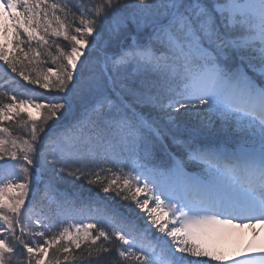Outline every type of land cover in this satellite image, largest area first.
Instances as JSON below:
<instances>
[{
  "label": "snow or ice",
  "instance_id": "snow-or-ice-1",
  "mask_svg": "<svg viewBox=\"0 0 264 264\" xmlns=\"http://www.w3.org/2000/svg\"><path fill=\"white\" fill-rule=\"evenodd\" d=\"M10 28L14 48L29 45L32 66L26 70L4 42L0 61L54 95L0 101V122L27 134L0 123V172H7L0 178V264H264V242L233 257L219 247L234 220L264 228V0H0L4 40ZM49 34L71 42L54 58L56 71L38 70L39 53L31 55V42L47 46ZM85 51L103 64L100 74ZM5 77L0 88L12 82ZM25 106L43 110L39 123L21 115ZM142 107L173 125L176 115L189 117L188 137L177 138ZM213 129L235 145L202 142ZM168 138L204 167L186 172ZM65 175L103 198L60 192L53 180ZM22 208L36 230H25ZM84 213L91 222L68 223Z\"/></svg>",
  "mask_w": 264,
  "mask_h": 264
},
{
  "label": "trees",
  "instance_id": "trees-1",
  "mask_svg": "<svg viewBox=\"0 0 264 264\" xmlns=\"http://www.w3.org/2000/svg\"><path fill=\"white\" fill-rule=\"evenodd\" d=\"M49 2L50 3L51 2L63 3L64 0H49ZM73 2L77 3V2H79V0H73ZM83 2L85 4H88V3H90V0H83ZM57 15L63 16V14L59 13V12H57ZM69 19L71 20V17H69ZM78 23H79L78 20L75 21V24H78ZM53 27H55V23H53ZM10 34L12 36L11 28H10ZM24 39H26V37ZM47 39L49 40V44L47 46L42 45V44H37L36 41L31 42L30 46L33 49V53L31 55L36 56V53H39V55L36 56L35 60H33V65H35L38 68V70L46 71L48 68H51V69H53V71H56L57 64L53 62L54 58L59 56V50L60 49H63L64 51H70V43L71 42L65 41L62 36L61 37H55V36H52L51 34L48 35ZM122 43L124 44V46H127V44L131 43V40L129 38L127 40H123ZM12 45H13V42H12ZM57 45H59V48L57 47ZM28 47H29L28 44H20L19 48H14V46H13V50L17 51V54L19 55V59L23 61V64H24V67L26 70H30V68L32 66V65H29V61H28V58L26 55ZM21 49H23L22 52H21ZM110 50L111 51H118V48H113ZM11 55H14V54L12 53ZM86 56L89 57L90 70L96 74H100L102 71V68H103V64L96 62V54H94V53L90 54L87 51ZM5 67H7V66L5 65ZM6 70H8V72H9L8 75H11V77H12V82H8V83L10 85L12 84L13 86L20 87L17 84L16 85L13 84L14 83L13 81H19L28 92L27 91H23V92L20 91L18 93L17 92H14V93L8 92V96L0 95V101H2L3 103L4 102L9 103L10 101H9L8 97L12 94H16L18 99H19V98H25L26 96L22 95V93H26L28 96H35L37 98V102H43L42 97L44 95H47L49 99L51 98L52 95H54V93H48V90L39 88L38 85L29 84L28 81H25L23 79V77L19 76V74L11 73L10 69H6ZM33 75H35V73H33ZM6 79L7 78L5 77V71L0 69V81H4ZM107 91L109 93H112V85H108ZM1 92H3V90H1ZM112 94L114 95V93H112ZM139 110L142 111L148 118L160 122V125H166V126H168V128H170V125L165 121V117L161 113L153 111L149 107H142ZM182 111L183 110H181V113H182ZM176 117H178V118L175 120V124L177 125L178 129H175V130L171 129V130L177 135V138L186 139L189 135L188 122H189L190 118L187 116H184L183 114L177 115ZM41 119H42V117H40L38 120H36V122L39 123L41 121ZM71 120H72V117H68L64 120H61L59 125L65 126ZM191 120H192V123L193 122L195 123L194 117L191 118ZM49 123L51 124V122H49ZM3 125H5V123ZM59 125H57V126H59ZM5 126L12 128L14 135H20V136H23L24 138H27V134H26L25 130L21 127H16L12 121H10ZM200 139L202 142H208L211 140L214 142V141H217V139H220L221 143H225L226 142L225 140H231V141L235 140L234 137H232L230 134H228V133L226 134V133L218 131L216 129L209 131V133L206 136L201 137ZM165 142L172 148L173 151H175V153L177 155H182L184 158L187 159V154L183 151L182 148L173 144L171 138H168ZM160 155L163 156L165 160L168 159V157L166 156L165 153H160ZM192 165L195 168V170H200L203 168V166L201 164L193 163ZM125 171H128V169L126 168ZM20 176H21L20 181L23 182V174H20ZM6 177H7V172H0V178H6ZM44 179L45 180L52 179L51 174L50 173L45 174ZM53 183L55 184V187L60 192H61V190L66 191L68 196L71 198H74V195L69 191L71 189V187L74 188L71 190L75 191L76 193H78L82 196L89 195V196L102 197V198L104 196L103 193L99 192V189L97 187L90 186L87 184H81L80 182H74L72 180V178L68 177L67 175H65V177L62 181L53 180ZM41 187H43V185H41ZM31 195H32V185H31L29 193H28V196H29V198L27 197L28 200L31 198ZM141 198H143V197H141ZM27 199H26V204L28 202ZM22 214H23L22 219L24 221V226H25L26 225L25 222H29V219H28V216L26 213H22ZM56 221H57V223H59V219H57ZM68 223H74V222L68 221ZM30 229L35 230V228H33V227H31ZM17 235H19V234H17ZM36 239H39V237H37ZM27 240H30V239H27ZM111 255L114 256L115 253H112ZM192 259H203V258H192ZM13 264H15V261L13 262ZM75 264H87V261L85 260L82 262H75ZM211 264H213V262H211Z\"/></svg>",
  "mask_w": 264,
  "mask_h": 264
},
{
  "label": "rangeland",
  "instance_id": "rangeland-1",
  "mask_svg": "<svg viewBox=\"0 0 264 264\" xmlns=\"http://www.w3.org/2000/svg\"><path fill=\"white\" fill-rule=\"evenodd\" d=\"M7 23L9 25H11V20H8ZM0 42H4V43L7 44L6 51L10 55L12 53L14 55H17V51L13 50L12 36L10 34V29H9L8 37H7L6 40H4L2 34H0ZM86 54H87V51H85V55ZM82 59H83V57H82ZM4 103L7 104L8 102H4ZM27 113H31V116L35 120H38L40 117L43 118V115H44V112H43L42 109H37V108L31 107V106H25L24 108L21 109V115L24 116V118H26V119L28 118L27 117ZM180 115H182V114H180ZM177 118L178 117H176V119ZM16 119H18V118H16ZM165 121H168L166 117H165ZM9 122L10 121H3V122H0V123H3V124L5 123V125H6ZM16 182H21V181L19 179ZM30 187H31V185L29 186V190H30ZM71 189H74V188L71 187ZM71 189L69 191L74 196H79L78 193H76L75 191H73ZM17 194L18 193L13 191V192H10L8 195H9V197H11V196H15ZM27 197L29 198V196H27ZM27 197L25 198V204H26ZM0 223H2V221H0ZM233 223L235 225H238V226L234 227V228L227 229L226 230L227 235L224 236L223 238H221V240L219 242L220 250L222 251V253H223V255L225 257H233V256H235V254L237 252L243 250L245 248V246L247 244H249L250 242H253V243H256V244L264 242V228L261 227L260 223L255 222V221L251 222V223L250 222H243V224L241 225V221H235V220L233 221ZM25 224H26L25 225V230L26 231L29 230L31 227L35 228V225L33 223L25 222ZM20 227L21 226H17V234H20ZM35 230H36V228H35ZM4 235H7V233H5ZM239 235H242V239L239 237ZM36 238L37 237H35V239ZM25 239L27 240V239H32V238L28 237V236H25ZM39 239H37V240H39ZM237 258H242V257H237ZM203 259H207V258H203ZM211 262H216V261H211Z\"/></svg>",
  "mask_w": 264,
  "mask_h": 264
},
{
  "label": "bare ground",
  "instance_id": "bare-ground-1",
  "mask_svg": "<svg viewBox=\"0 0 264 264\" xmlns=\"http://www.w3.org/2000/svg\"><path fill=\"white\" fill-rule=\"evenodd\" d=\"M239 237L242 239V235H239Z\"/></svg>",
  "mask_w": 264,
  "mask_h": 264
}]
</instances>
